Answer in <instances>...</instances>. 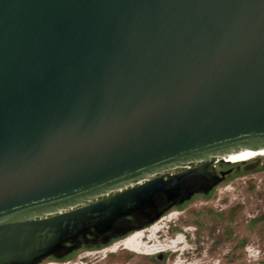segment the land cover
Returning a JSON list of instances; mask_svg holds the SVG:
<instances>
[{
  "label": "water",
  "instance_id": "water-1",
  "mask_svg": "<svg viewBox=\"0 0 264 264\" xmlns=\"http://www.w3.org/2000/svg\"><path fill=\"white\" fill-rule=\"evenodd\" d=\"M262 152L264 0H0V264L105 246Z\"/></svg>",
  "mask_w": 264,
  "mask_h": 264
},
{
  "label": "rangeland",
  "instance_id": "rangeland-1",
  "mask_svg": "<svg viewBox=\"0 0 264 264\" xmlns=\"http://www.w3.org/2000/svg\"><path fill=\"white\" fill-rule=\"evenodd\" d=\"M244 157L247 159L242 162L258 159L241 167H220L216 163V172L223 168L230 170L227 179L211 195L196 198L194 206L175 208L164 216L172 215L173 219L160 222L162 228L152 234L151 242L143 241L147 247L158 242L171 249L162 256L153 255L157 260L121 248L108 255L114 245H119L118 240L102 247L79 249L70 261L47 260L43 264H264V156L239 158ZM229 207H239L238 213L230 220L227 218ZM193 210L204 211L201 216H196V221L205 223L203 230L197 233L194 232L195 225L191 224L194 218L189 214ZM182 227L189 230L184 232ZM177 233L183 234V239L179 238L174 248L170 240ZM84 255L85 258L79 259Z\"/></svg>",
  "mask_w": 264,
  "mask_h": 264
},
{
  "label": "flooded vegetation",
  "instance_id": "flooded-vegetation-1",
  "mask_svg": "<svg viewBox=\"0 0 264 264\" xmlns=\"http://www.w3.org/2000/svg\"><path fill=\"white\" fill-rule=\"evenodd\" d=\"M249 157H251V156H249ZM235 159H240V158L239 157H235ZM219 166L220 167H225V166H223V164L219 165ZM229 171L230 170H225L223 168L222 170H218L216 172V174L219 177H221L223 179V181H224L225 179H227ZM221 174H223V177L221 176ZM221 183L217 184L216 186H212L211 181L200 182L199 180H196V179L191 180V181H189V182H187L185 184L186 190L189 193H192V196H191V198L188 201H183L182 202L181 201L182 197H180L178 200H176V201H174L172 203H169V202H166V201H159L156 204L155 209H154V211L151 214L142 215V216H137L136 215V216H133L132 218H126V219L121 220L115 226V231H114L115 238L110 241V243H112L114 241L120 240L119 241V245H117V246L114 245L113 249L110 250V253L108 255H113V254L117 253V251L120 248H121V250H124L125 248L123 247V241L126 238H128L129 236H131V235H133L135 233H141L142 236H143L141 238V247L142 248L138 252L131 251V250H128V249H125V251L130 252V253H134V254H137V255H140V256H145V257H152L153 255H156V254H160L159 256H162L161 254H163L164 252H167V251H169L171 249L168 250V248H165L164 246H167V245H162V244L158 243L155 238H154V243L157 242V244L147 247V245L144 244L143 241L147 240V242L148 241L151 242V240L153 239L152 237H150L151 235H149L150 234L149 231H151V229L153 227H155L156 228L155 232H159L161 230V228H162V227L159 226L160 222H162V221H170L171 219H173L172 215L167 217V218L164 217L170 210L175 209V208H180V207H183V206H188L189 204H191V206H194L195 202H196V198L207 197V196L211 195ZM237 208H239V207H235V208L229 207L227 209V218L229 220L232 219L238 213L239 210H237ZM203 213H204V211H202V210H200V211H194L193 210V211H190V213H189L194 218V221H192L191 224L195 225L194 232H196V233H197V231L203 230L202 227H204V225H205V223L203 221H200V220L196 221V216H201ZM156 214H161V216L156 220V221H158V220L159 221L158 222L155 221L152 224L148 223V221L152 217H154V215H156ZM251 223H253V222L251 221ZM141 225H142V230L135 231ZM132 228L134 230H130ZM181 229L184 232H187L189 230V228H186V227H182ZM174 230H175V228L173 229V231ZM124 232H126V235L124 237L120 236ZM188 234H189V232H188ZM193 234L194 233H192V236H193ZM179 238L183 239V234L177 233L170 240L171 243H174L173 244L174 248H176V244L178 243L177 240ZM181 242H182V240H181ZM109 244H107V245H109ZM100 247H102V246H100ZM144 248H146L147 250L144 249ZM81 249L85 250V249H91V248L82 247ZM195 250H196V248H195ZM78 251H80V250H78ZM78 251L66 256L63 259L57 260V259L49 258L47 260H53V261H57V262L70 261V259H72L73 257H76V255L78 254ZM245 251H249V249H245ZM175 253H176V250H175L174 254ZM85 257L86 256L84 255V256L79 257V259H82V258H85ZM104 257H106V255ZM47 260H45V261H47ZM151 260L155 261V260H157V257L154 256V257H152ZM43 263H41V264H43Z\"/></svg>",
  "mask_w": 264,
  "mask_h": 264
},
{
  "label": "bare ground",
  "instance_id": "bare-ground-1",
  "mask_svg": "<svg viewBox=\"0 0 264 264\" xmlns=\"http://www.w3.org/2000/svg\"><path fill=\"white\" fill-rule=\"evenodd\" d=\"M242 156H251V158L252 157H263L264 156V152H262V153H257V154H250V153H245V154H241V155H237V156H235V157H242ZM235 157H230V159L227 161V162H231V161H234V163H235V161H239L240 162V160H244V159H247L246 157H244V158H240V159H235ZM242 162V161H241ZM232 163V162H231ZM156 231V228L155 227H153L152 229H151V231H149L150 232V237H152L153 235V233ZM143 236H142V234L141 233H135V234H133V235H131V236H129L128 238H126L124 241H123V247L125 248V249H128V250H131V251H135V252H138L142 247H141V238H142ZM143 244V243H142ZM145 246V245H144ZM144 249H146V248H144ZM147 250V249H146ZM145 250V251H146ZM144 251V250H143Z\"/></svg>",
  "mask_w": 264,
  "mask_h": 264
},
{
  "label": "trees",
  "instance_id": "trees-1",
  "mask_svg": "<svg viewBox=\"0 0 264 264\" xmlns=\"http://www.w3.org/2000/svg\"><path fill=\"white\" fill-rule=\"evenodd\" d=\"M258 158H254V159H252V160H257ZM252 160H250L251 162H253ZM241 161H244V160H240V162L239 161H235V162H237V163H234V162H232V164H223V166H237V167H241V166H245V165H247V164H249V162L250 161H245V162H241Z\"/></svg>",
  "mask_w": 264,
  "mask_h": 264
}]
</instances>
